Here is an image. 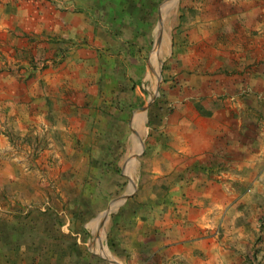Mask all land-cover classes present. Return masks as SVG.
Here are the masks:
<instances>
[{
    "label": "crops",
    "instance_id": "crops-1",
    "mask_svg": "<svg viewBox=\"0 0 264 264\" xmlns=\"http://www.w3.org/2000/svg\"><path fill=\"white\" fill-rule=\"evenodd\" d=\"M70 10L58 0H0V219L33 213L13 206L36 177L15 144L27 141V157L54 137L41 67L57 42L84 34ZM187 11L196 16L174 43L183 94L148 148L151 184L129 214L125 253L136 264H264V0L191 1ZM39 126L52 132L42 146ZM194 164L221 171L180 179Z\"/></svg>",
    "mask_w": 264,
    "mask_h": 264
},
{
    "label": "rangeland",
    "instance_id": "rangeland-1",
    "mask_svg": "<svg viewBox=\"0 0 264 264\" xmlns=\"http://www.w3.org/2000/svg\"><path fill=\"white\" fill-rule=\"evenodd\" d=\"M58 1L61 6L71 8L70 12L78 17L74 22L81 24L84 34H72L63 43L57 42L59 51L55 50L52 58L43 64L48 66L45 84H49L50 115L57 131L49 138L52 132L39 126L44 133L40 145L48 138L49 144L44 143L46 147L43 145L39 151L37 147L27 157L23 151L27 141L22 139L15 144L20 155L36 165L24 168L26 172L33 171L36 177L32 178L33 184L21 186L19 191L27 190V194L23 192L26 198L15 201L13 206L18 203L17 212L32 214L53 206L63 220L62 234L73 239L80 251L83 249L104 262L93 259L90 264H136L125 253V249L130 250L133 234L128 228V217L138 208L136 202L142 200L145 186L151 184L146 171L151 166L148 148L157 131L164 129V116L175 113L179 107L177 98L183 94L179 86L182 71L178 72L182 63L174 55V43H179V34L185 30L183 24L196 16L187 11L189 2L192 1V7H198L210 0H65L67 4ZM93 12L97 16L93 17ZM204 44L210 64L209 42ZM154 60L158 68L153 78ZM190 65L194 71L198 67L192 59ZM154 96L148 110L156 104L157 111L149 127L148 110L133 113ZM169 97L172 100L168 104ZM140 113L144 116L141 134L132 147L134 157L129 160L132 122ZM141 139L143 151L139 155ZM85 177L89 178L85 180L88 189L81 181ZM70 179L74 184H70ZM83 190L86 197L82 199ZM63 191L74 193L77 203L70 206ZM129 194L125 201L120 199ZM114 216H118L116 223ZM111 242L119 248L117 254L110 251ZM75 258L65 260L64 264H72Z\"/></svg>",
    "mask_w": 264,
    "mask_h": 264
},
{
    "label": "trees",
    "instance_id": "trees-1",
    "mask_svg": "<svg viewBox=\"0 0 264 264\" xmlns=\"http://www.w3.org/2000/svg\"><path fill=\"white\" fill-rule=\"evenodd\" d=\"M86 12L90 16V13ZM99 12L100 10L98 11V15ZM95 14L93 12L92 16H97ZM92 20L94 23H97L95 18ZM43 67L45 68V66L41 68L43 69ZM116 105L119 104L116 103ZM156 108L157 106L154 104L148 110L149 127L153 124V118L157 111ZM89 152L90 147L87 149V153ZM90 161L89 157V164ZM217 171H221L219 165L203 167L199 164H194L192 167L184 169L178 176L181 179L186 176L185 174L189 173L192 176H196L205 173L209 175ZM86 180H89V178ZM87 183L88 181L84 183L85 189L89 187ZM74 202L77 203V200L68 201L70 206L75 205ZM76 211L74 209V215H76ZM79 212L77 216H79ZM112 219L115 220V223L118 222V216H114ZM62 223L63 220H61L58 211L53 206L47 208L45 211L38 210L34 214H28L13 221L0 219V262L2 264H52L53 259L54 264H64L65 260L67 261L75 256L76 258L72 261V264H90L93 259V262H103L83 249L80 251L73 239H69L64 235L65 233L62 234L63 232L60 230ZM109 248L115 254H117L116 251L119 249L113 242L109 244Z\"/></svg>",
    "mask_w": 264,
    "mask_h": 264
},
{
    "label": "bare ground",
    "instance_id": "bare-ground-1",
    "mask_svg": "<svg viewBox=\"0 0 264 264\" xmlns=\"http://www.w3.org/2000/svg\"><path fill=\"white\" fill-rule=\"evenodd\" d=\"M168 8H169V6H168ZM167 9V8H166ZM166 9L164 10V14H165V11H166ZM163 14V13H162ZM159 32V31H158ZM161 40H163V39H161ZM156 55H158V53H156ZM157 58V56L155 57V59ZM159 59H160V57H159ZM159 59H157V60H159ZM157 66V67H156ZM158 68V65L156 64V60H154V63H153V65H152V69H151V72H152V74H153V78H154V74H155V69H157ZM143 113H140V114H138L137 116H135L134 117V119H133V122H132V128H133V134H132V137H131V142H132V144H131V148H130V152H129V155H128V159L130 160H132V158L134 157V154H135V150H133L132 149V147L136 144V138H137V136H139L141 133H140V125H142V121H143ZM134 143V144H133ZM127 159V160H128ZM131 165V163L130 164H128V166H130ZM133 166V165H132ZM133 173V172H132ZM130 177H132V176H130ZM131 182L133 183L134 182V177L131 179ZM134 184V183H133ZM133 187V186H132ZM131 187V188H132ZM102 223V222H101ZM104 248V247H103ZM99 249V248H98Z\"/></svg>",
    "mask_w": 264,
    "mask_h": 264
},
{
    "label": "water",
    "instance_id": "water-1",
    "mask_svg": "<svg viewBox=\"0 0 264 264\" xmlns=\"http://www.w3.org/2000/svg\"><path fill=\"white\" fill-rule=\"evenodd\" d=\"M164 2H166V0L164 1ZM163 2V3H164ZM160 22V19L158 18V23ZM156 95H157V92H156ZM155 98H156V96H154L151 100H149V102H147L145 105H143L141 108H139V109H137L134 113H133V115L134 114H136V113H138V112H147V110H148V108H149V106L151 105V103L155 100ZM133 117V116H132ZM130 126V125H129ZM140 142H141V147H142V150H141V152H140V154L139 155H141V153H142V151H143V141H142V139L140 140ZM131 196V194H129V195H124V196H122L120 199L122 200V201H125L128 197H130ZM117 200H119V199H117ZM106 260V259H105ZM108 261V260H107Z\"/></svg>",
    "mask_w": 264,
    "mask_h": 264
}]
</instances>
